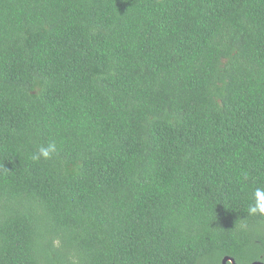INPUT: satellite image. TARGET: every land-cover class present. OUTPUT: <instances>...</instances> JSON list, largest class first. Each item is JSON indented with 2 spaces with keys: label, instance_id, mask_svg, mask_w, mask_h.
Wrapping results in <instances>:
<instances>
[{
  "label": "trees",
  "instance_id": "trees-1",
  "mask_svg": "<svg viewBox=\"0 0 264 264\" xmlns=\"http://www.w3.org/2000/svg\"><path fill=\"white\" fill-rule=\"evenodd\" d=\"M257 187L264 0H0V264L264 262Z\"/></svg>",
  "mask_w": 264,
  "mask_h": 264
},
{
  "label": "clouds",
  "instance_id": "clouds-1",
  "mask_svg": "<svg viewBox=\"0 0 264 264\" xmlns=\"http://www.w3.org/2000/svg\"><path fill=\"white\" fill-rule=\"evenodd\" d=\"M57 152L55 143H49L47 146H40L38 152L31 156L34 161H39L41 158L44 160L51 159L52 155ZM250 215L264 216V187H257L254 191V203L248 208Z\"/></svg>",
  "mask_w": 264,
  "mask_h": 264
},
{
  "label": "water",
  "instance_id": "water-1",
  "mask_svg": "<svg viewBox=\"0 0 264 264\" xmlns=\"http://www.w3.org/2000/svg\"><path fill=\"white\" fill-rule=\"evenodd\" d=\"M228 262H231L232 264H238L235 260L234 257L232 256H225L222 260V263L223 264H228ZM252 264H264V262H260V261H257V262H254Z\"/></svg>",
  "mask_w": 264,
  "mask_h": 264
}]
</instances>
